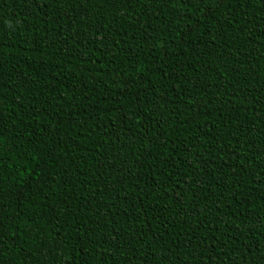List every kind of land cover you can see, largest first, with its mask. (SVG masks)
<instances>
[{
	"label": "trees",
	"instance_id": "trees-1",
	"mask_svg": "<svg viewBox=\"0 0 264 264\" xmlns=\"http://www.w3.org/2000/svg\"><path fill=\"white\" fill-rule=\"evenodd\" d=\"M0 264H264V0H0Z\"/></svg>",
	"mask_w": 264,
	"mask_h": 264
}]
</instances>
